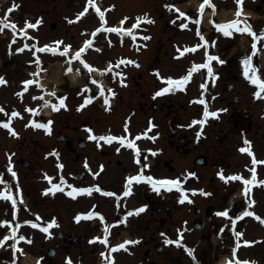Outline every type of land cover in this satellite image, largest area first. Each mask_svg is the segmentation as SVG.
I'll use <instances>...</instances> for the list:
<instances>
[{
	"label": "rangeland",
	"instance_id": "obj_1",
	"mask_svg": "<svg viewBox=\"0 0 264 264\" xmlns=\"http://www.w3.org/2000/svg\"><path fill=\"white\" fill-rule=\"evenodd\" d=\"M10 1L12 0H7L5 2V5L8 6ZM14 1L20 4L18 10L12 14L13 19L18 22V27H19V24L26 25V22L28 21H31L32 23H34L38 19H42L43 23L38 28L37 33L36 34L32 33L33 34L32 39L35 38L34 42L37 43L38 45H41L42 43L53 44V41L56 39H64L65 42L73 43L75 44L74 46L77 47L78 46L77 44L81 40L87 37V33L89 31L91 32L96 27L95 18L92 14L90 15L89 18H87L83 22L80 21V23L74 26L66 24V21H65L68 18H72L80 10H83L84 8H86V5L88 4V0H14ZM162 1L163 0H152L151 6H150V0H102V3L104 6L108 8L107 16L109 19H117L122 16L133 17L137 15H143V12L146 10L150 11L153 20L156 22L154 25H151L148 27L151 40L147 43V49H143L141 53H139L138 51L136 52L137 55L138 53L140 54V56H138L142 64V68L140 69V72L144 73L145 70L146 71L150 70L149 72L153 74L154 70L161 69L163 73H166V75L162 73L163 75H165L166 77L167 76L173 77V75L179 74L182 68L187 69L186 68L188 67L187 63L191 59L189 58V59L183 60L182 62L177 61V60L174 61V58L171 57L175 54L173 53L174 48H175V46H173V41H175V39L180 40L181 43L182 41H185V42L186 41L194 42V41H192V39L187 34L181 35V37L177 35L178 30H181V28H179L178 26L180 22H176V21L175 23L172 22L176 18V14L173 13L168 8L166 10ZM177 1L178 2L183 1L184 4H181L182 6L183 5L188 6L189 4H187V2L189 1L192 2V0H189V1L177 0ZM254 1H255L254 3L249 4V7L254 8L257 5L256 10H258V13L259 14L264 13V0H254ZM167 2H170V0H167ZM147 6H149L150 8H148ZM192 8L193 6L191 7V9ZM105 16H106V12H105ZM254 18L257 19V24H255L256 26L254 27V29L257 31L260 28L259 25L261 24L262 18L258 17L257 14L254 16ZM51 23L56 24L54 29H50ZM6 43H7V38H5V35L3 34L0 35V75L6 76L4 78L8 81V87L6 89H3L5 90V94H2L3 90L0 92V102L1 104H4L5 108L7 109L6 114L2 115L1 118L4 119L7 115L8 116L10 115L11 111H13L14 109H17V111L21 113V118L15 119L16 122H18L17 128L20 129L19 131L20 134L21 133L26 134L28 142L25 139L23 142H25L26 144H29L28 147H30L32 151L35 152V148L33 147H36V148L38 147L36 143L32 142V137L37 138L38 135H34L33 133H31V131L26 130L24 122L25 120H28L30 117H28V115L24 111L22 112L21 108L23 107L22 105L24 103L26 105V103L30 101L32 95H37L38 93L35 90V87L27 88L25 86L28 90L24 92L23 94V101L20 102L17 99L18 97L14 96L15 93H18V96L21 97L19 90L25 89L24 85H22V81L23 79L29 77V71L32 68H28L27 62H29L31 59L29 58V55L27 52L21 53V54L16 53L14 57L9 56V54H7L6 52V47H5ZM227 43L228 42H223L220 39L218 45H221L220 47H222L226 45ZM104 47H106L105 52L103 53L104 57H98V55L96 54L89 56L90 62H92V64L94 65L93 68L102 67V65L105 62L103 61L105 58H106L105 60L107 61H112L113 55H117L119 53L122 54L124 52L126 53L127 51V49L124 48V46H122L121 43L119 42L115 43L113 48H108L109 46L107 45H104ZM106 49H109V50H106ZM238 56H240V54H238L237 56L236 54L233 55L232 56L233 61H230L227 64V66L223 67L222 68L223 70H221L219 74L222 73L224 77V75L225 76L227 75V72H226L227 69L236 68L237 64H236L235 59L238 58ZM42 59L45 60L44 65H43L44 71L42 75L43 77L42 82L44 83L43 85H45L49 90H51L49 94L51 95V93L54 91L56 92V97H54V100L56 102L59 101L58 99L59 97H67L65 102H68L69 106H71L72 108H74L75 105L77 106V104L79 103V98H78V94H80L78 93L79 88L71 85V83H69L70 81H68L64 77L66 70L64 69V63H62L61 58H57L53 56H44L42 57ZM183 73H180L179 76L182 75ZM82 74H85V71L80 73V75ZM206 75L207 73H204V71L195 74L192 77L193 78L192 81L187 85L185 92H182L183 95L180 93L179 101L184 105L183 110L178 109L180 113V117L188 118L193 115V116H198V118H201L203 110L201 107H200L201 109L196 107V105L193 104V102H199V100L202 99V96H204L206 99L211 97V94L209 93V92H212L211 88H209V90L204 89L201 91L198 89L199 83H202L201 79H204ZM151 80H152L151 77L145 75V81L140 83L139 87H138L139 83L136 84L133 81V86L131 90L130 89H127V91L121 90V96L123 97L118 99L115 104L116 105L115 107L116 115L119 117L117 123L118 122L119 123L114 124V127L116 128L114 132L121 133L122 127H123L122 125L124 124L125 121H128V123L131 125V127L134 130H140L142 128L141 123L143 120H145L146 115L143 114V111L140 108L141 107L146 108L149 105L147 104L146 106L145 102L147 101L151 92L157 87L156 85H155L156 87H153ZM227 80L228 79L224 80L223 78L219 80L221 83L218 82V88L216 92L221 91V96H226L227 99H231L233 94L226 92V88H225V86L228 84ZM211 82L213 83V79L211 80ZM240 84H241L240 82L236 83V85L238 86ZM135 86H137V88H134ZM180 92H181V89H180ZM235 93H238L237 89L235 90ZM241 93L242 91L240 89V92L238 94L241 96ZM47 98L51 99L50 97H47ZM218 104L220 107H225V102H221V103L217 102V104L215 103L214 105L218 106ZM96 109L97 108H94V109L90 108L91 111L93 110L92 116L95 117L97 114V118L102 120L100 112L98 111V109L97 110ZM63 110L64 109H60L59 111L56 110L59 112L56 117L61 118L60 119L61 121H62V118L70 117L71 115L70 113H67V111H63ZM198 110H199V113H197ZM147 114H151L152 117H154L158 121H159V118H161L162 121H165V113H159L157 111L155 112L149 109ZM83 115H85L84 112L81 115L79 113L78 115L74 114V121L78 123L79 120H75V118H77L78 116L83 117ZM122 120H123V124H121ZM120 124L121 126L119 127ZM105 128L106 127H103L102 124H99L98 129L96 131L100 132V131H103ZM38 140H44V139L39 137ZM260 144H261L260 153H263V155L262 154L261 155L264 158V140L260 141ZM12 149H18V153L17 151H15V155L17 158L18 157L27 158L28 156H30L33 164L36 165V167L34 168L31 166L28 170L20 169L21 173L22 172L23 173L20 174L19 179L21 180L23 178V181H24L23 182L21 180V182L25 183L24 177L31 180L30 177L34 176L33 173L39 172L41 168L37 169V164H39V162H42L41 160H43L42 163L44 164L42 166L50 170L49 168L50 162L46 164L47 161H44V159L47 160V158L42 159L41 157V155H43L45 151L41 150L38 155L32 153L31 155L27 156V154L25 153L26 148L24 146H21V147L20 145L18 146V142H14L10 139H7L4 133H0V157L3 156L4 150H7L9 152ZM65 158H67L66 155H65ZM115 159L116 157H114V160ZM1 160L4 161V157L0 158V162H2ZM37 160L39 161L38 163L35 162ZM40 173H42V171ZM176 174H171V175L167 174V176L171 178H176V176H174ZM171 193L172 195L175 194L173 191ZM141 194H142V191L139 189L138 196L140 197ZM167 196H170V195H167ZM176 196L179 197L178 195ZM223 199H221L220 201L218 199L215 200V203L213 204L216 206V208L221 207L219 206V203L223 202ZM157 200L158 201L154 202V199H153L152 204L155 205V204L162 203V205H167L168 203L167 201H169L166 199L165 200L157 199ZM135 201H136L135 197H133V202L130 201V203L134 204ZM141 201L142 199L140 198V200L137 203H140ZM170 203L172 205L173 202L170 201ZM259 208L264 209V206L261 204L259 205ZM58 215H63V213L58 212ZM180 216L174 219L175 221H178L177 224H179V222L181 221V219L183 220V218H187L190 221L193 219V217L197 219L195 215H193L192 218H190L189 216H183L182 218ZM81 227L83 228V226ZM188 227H190V225ZM129 228L135 229L131 227V225ZM153 230H156L155 226L153 227ZM207 230L209 231L211 230V228L208 227ZM129 231L127 234L124 233V235H128L130 233ZM93 232L94 231H90L89 229L84 228V229H81V231L79 230L78 233L91 236ZM108 240L111 242H114V238L112 237L108 238ZM204 247L205 246H202V245L200 246V251H199L200 253H204V251H208V250H210L211 252L214 251V246L211 245L210 243H208V245L205 248ZM231 247L228 249V251H230ZM217 248L219 249L218 252H222L221 246L220 247L218 246ZM144 249L145 247L144 245H142V246H139L134 252L135 253L134 256L137 255L139 257V261H137V259H135L134 261V259L127 257L124 259V261L121 259V261L118 264H142L144 262L143 261ZM95 251L96 250L94 248L87 249L86 251H82L83 256H84L83 260L85 261L86 264H95V262L97 261V255H95ZM90 252H92L94 256L92 257L89 256L88 254ZM170 252L172 254L174 253L172 251ZM169 254H170L169 252H166L164 255L167 257ZM134 256L133 257L130 256V257L134 258ZM202 258L205 261L204 264H207L206 262L207 260L205 259V257L202 256ZM169 261L170 260H166L165 264ZM184 261L179 260L181 264L190 263V262L186 263ZM173 263L175 262H172L170 264H173Z\"/></svg>",
	"mask_w": 264,
	"mask_h": 264
},
{
	"label": "snow or ice",
	"instance_id": "obj_2",
	"mask_svg": "<svg viewBox=\"0 0 264 264\" xmlns=\"http://www.w3.org/2000/svg\"><path fill=\"white\" fill-rule=\"evenodd\" d=\"M236 3L239 5V8L235 14L234 19H232L230 21H226V22H221V23H216L215 21H213V23L215 24L216 29L219 32L223 33L224 36H233L234 33H245V32H247V33L251 34V36L254 38V43L252 44V54L247 55L243 58L242 65H243V75L245 76V78H247L252 85H256L258 87V90L254 93V95L256 96V98L259 99V98H262V94H264V78H262L261 75L259 74L260 69L254 63L253 58L256 56L258 50H264V49L258 48V45H260V42L262 40H264V30H261L260 33L257 34V32L253 29L251 23H249V21L247 20V14L244 12V7H243L244 0H236ZM88 4L90 7H93V6L95 7V11L97 13H99L100 19L104 22V24H107V20L105 19V12L101 11L100 7L95 4V0H88ZM206 5L211 6L212 11H213V15H215L216 5L214 3H212V0H203V3L201 4L200 9H199L200 19L193 20V18L191 16H189L188 20L194 22L196 25H199L203 19V15H204ZM165 6L167 8H169V10H171L172 8L175 7V5H172V4H168ZM15 7H17V5L14 4L13 8H15ZM9 11H11V9ZM87 11H88V8H85L82 12H80L77 16V20L80 17L84 16ZM176 11L179 12L180 9L176 8ZM185 15H186V13L181 12L182 17ZM242 17H243V19H242ZM128 19H129V17H124V19L121 20V22H120V24H121L120 27H110L107 29V31L119 33L121 36H123L125 33H127L128 35L132 36L133 39H135V33L133 32L134 28H139L141 26V23L144 21H146L148 23H154V20L148 19V17L145 15L142 17H140V16L136 17L135 23H133L131 27H127V28L122 27ZM41 22H42V19H38L35 23L28 21V22H26V28H18V26L15 23H11V22L10 23H4V21L2 19H0V25H3V27H10L14 31H18V33H22L25 37H27L29 35L28 31L26 30L27 28H36L37 25L40 24ZM172 22L175 23V20ZM180 27L187 29L189 27V24L188 23H181ZM100 30H101L100 28H97L96 32H99ZM0 31H2V28H0ZM96 32L92 33L93 38H95ZM196 34L198 36H200L201 40H203V44L197 43L191 49H184L183 51H189L190 50L192 52H195L198 48L205 47V46L209 45V41L203 37L199 28L196 29ZM33 39H35V38H33ZM144 39L147 40V39H150V37L144 36ZM13 42H15V40H13ZM63 43H64L63 41H56V42H54V45H44L43 48H38V51H50L53 54L60 53L62 55L67 56L70 61L71 60L82 61L84 66L89 71L93 70V65L88 63L86 60H83V57L81 55L82 53H84L88 49L89 45L92 44V40L86 41L85 45L75 52L74 56L70 54V50L72 48L71 45H66L63 47V49L57 47L58 45H61ZM212 44L214 45L215 41H213ZM29 47H30L29 44H24V46L17 49V51L23 52L25 50V48H29ZM181 54H183V52ZM213 61H218L220 64L225 63V61L223 59H221L218 55H213L211 53H208L206 56V62L195 64V66L193 68H191L187 72V74L181 78L161 76L160 79L162 81H166L167 86L161 88L159 91H157L155 93V95L159 96V95L168 93L170 91H174L176 89H184L186 84L191 80L193 73L199 69H206L207 70V76L209 78L218 79V74H216L214 72V69H213ZM35 63H37V64L40 63L39 56H37ZM120 63L125 64L126 61L124 59H121ZM127 63H131L133 65L138 66V64L135 60L127 61ZM68 71L69 72L72 71L71 67L68 68ZM97 71H99V69H97ZM34 75H38V73H36ZM117 75L123 76L124 74L123 73H117ZM157 75H159L158 70H157ZM120 82L123 84L125 81L123 79H121ZM7 83H8V81L4 77H0V84H7ZM23 83H25L26 85L40 84V82L38 80H35V79H29L27 81H24ZM40 87L43 88L44 86L42 84H40ZM201 87L206 90L208 85L206 83H204L201 85ZM27 90H28L27 88L24 89V91H27ZM100 94L104 95L103 86H101V88H100ZM20 95H21V97L23 96L22 93H20ZM51 95L53 97H56V92L53 91L51 93ZM112 95H115V93L113 92ZM66 98L67 97H59L58 98L59 99L58 104H54L51 101H46L45 104L40 105L37 108H33V107L29 106L26 109V111L35 114L38 111L42 110L43 107H47L49 105L54 110H59L61 107H67V105L65 104ZM33 99H43V97H33ZM93 99H94V97L89 95L85 99L84 105H87ZM213 99H214V97H213ZM199 102L201 104L205 105L204 112H203V119L199 121V123H201V124L205 123L209 117H218L220 111H226V109H220L218 111H210L208 106H207V101L205 99H200ZM105 103L106 104L110 103L108 97H105ZM84 105H82L81 107H83ZM0 112H4V108L2 106H0ZM11 116L12 117H21V113L19 111H13L11 113ZM51 123H52V121H48L47 123H42V122H38L35 119H33L31 121V124L34 125L36 128L47 129V131L49 133H51V131H52V129L50 127ZM0 124H2V126L5 129H10L11 134L19 136V133L16 131V129L12 127L11 120H8L7 122L0 121ZM126 128H127V126H126ZM88 131L90 133H92L93 129L88 128ZM149 131H150V129H149ZM201 132H202V129H201ZM141 135H145V134H141ZM140 138H141L140 136H137L135 139L138 140ZM90 139L97 140V141H107L108 143H112L113 141L118 140V141H120V143L122 145L126 144L128 148L134 149L135 153H136V157H137V163L140 162V160H139L140 149H139L138 145L133 141V139L127 138L125 135L116 136V135H112V134H107V135L97 136L96 134H93L90 136ZM153 139H154V137H153ZM251 143H252L251 141H248L247 139H245V145L246 146L241 147L240 151L244 152V153H249L252 155V157H253L252 164L253 165L264 164V161L258 160L255 157V153L253 152V150L251 148ZM117 150L119 151V149H117ZM149 151H152V150L149 149ZM153 154H155V153H153ZM58 155L59 154L57 153V156ZM9 163L11 165V157H9ZM144 167H150V165H144ZM144 167H142L141 170L136 175H130L127 177L124 195L127 196V195L131 194L132 185L134 182H147L148 184L151 185L153 190H156V191H159L161 188H167L168 190H172L173 188L178 189L183 194L180 198V203H184L185 201L189 200V196L187 194L189 190L185 189L182 186V180L180 178H156L152 175H146L144 173ZM59 168L62 170L64 168V165L62 163L59 164ZM8 171L11 172L13 177L16 176V173L12 167H9ZM250 171L252 172V176H251L250 180L246 179L241 174H236V175H232V176H225L223 171H221L219 173V175L225 181H229V180H241V181H243V183L245 185L244 191L247 194V192L249 191V185H255L257 183L264 185V180H258L257 179V169L255 167H252L250 169ZM188 175L194 176L195 173L189 172ZM46 178L50 182L53 181V179H54V177L47 176V175H46ZM5 183H6V181L4 180L3 174H0V184H5ZM62 184H67V181L64 179L63 175L60 176V183H53L52 187L50 189L45 190V194H48V192H52L54 195L55 191L59 190L61 188ZM69 187H71V190L67 192V195L72 196V197H75L77 194L91 195L93 192V188H91V187H76L73 185H69ZM96 190L103 192V189H100L99 186L96 187ZM191 191L193 193H195L196 191L203 192V190H197V189H191ZM104 194L107 196H116L117 195L115 192H104ZM204 194L209 195V193H204ZM0 199L4 200L6 202L11 201V204L13 206H15L17 204V198L12 193L10 183H8V185L4 188L3 191H0ZM20 199L21 200L23 199L22 194L20 196ZM254 202H255L254 200L251 201V203H254ZM250 207H251V204L249 205V208ZM146 208H147V205H144L139 209L132 210V211L127 213V216H131L133 214H139V212H143ZM217 215L231 219L233 225L239 219H242L243 217L249 216V215L255 216L257 220L262 219L254 211H250L247 209L235 217L230 216V210L219 211L217 213ZM37 216H38V214H37ZM82 216H86L89 219L96 217V216H99L101 220L105 219L101 213H99L95 210L90 211L88 213H82V214L78 215L76 217L77 221H79ZM127 216L125 217V220L127 219ZM40 219H42V218H40ZM11 223L12 222L9 219H3L2 221H0V225H3V226H8ZM23 223L31 225L33 228L42 229V231L45 233H48L49 236L52 235V233L50 232V228L53 226H58L56 224L55 219L51 220L48 223L47 227H43L40 223H36L33 220H25V221H23ZM19 227H20V224L17 223L14 227L11 228V235L5 236V237H3L2 240H0V247L4 246V244H6L9 239H12L13 241H15V243L13 245H11L13 247L14 251L23 252V249L19 247V241H27V243H29V244L32 243V240L28 239L25 235H17V233L19 231ZM109 227H110V225L105 223L106 234L103 236V238H101L100 236L95 237V240H100L102 243L107 245L109 243L108 235H110V233L107 232V229ZM233 234L238 236V237L243 235V233L236 232L234 227H233ZM183 238H184L183 237V231H180L179 232V239L174 240V239L168 238L166 240V243H168L169 245L175 244L177 246H180L182 244ZM137 242L138 241L128 240V241H125L124 243H121V244L115 246V248H113L111 250L115 251L116 248L124 249L127 244H132V243H137ZM243 243L244 244H251L254 242L245 240ZM239 246L240 245H239V241H238L236 248H234V255H235V252L238 251ZM188 251H189V253L194 252V250L190 249V248L188 249ZM101 255L103 256L105 254L101 253ZM106 260H107V257H106ZM14 264H15V262H14ZM68 264H72L71 258H69ZM227 264H255V262H250L248 260H239V259H236L235 261H233L232 259H229L227 261Z\"/></svg>",
	"mask_w": 264,
	"mask_h": 264
},
{
	"label": "flooded vegetation",
	"instance_id": "obj_3",
	"mask_svg": "<svg viewBox=\"0 0 264 264\" xmlns=\"http://www.w3.org/2000/svg\"><path fill=\"white\" fill-rule=\"evenodd\" d=\"M147 101L150 102V98L147 99ZM145 102L146 105L148 102ZM143 108V107H141ZM222 120V119H220ZM225 121L224 126H228V130L232 131L234 129L231 119H223ZM195 119L188 120L186 124L179 123V120L177 118L170 119L169 121H166L164 129L157 132L158 137L156 138L155 148L151 149L152 151L146 150L141 151L139 160L140 162L137 163V157H123L119 158L117 157L114 160V157L117 156V152L111 151L108 155H106V151L99 150L98 156L102 157L100 160V163H98L97 166H93L92 164L95 163V159L91 157L93 155V149L96 150L93 145V140L88 139L87 141H84L82 138H75L73 135L65 136V142H59L62 143L61 145H64V149L62 151L61 156H67L71 159L72 162H68L67 169H76V166H74L75 163L78 161H81V170L88 173L92 172L95 175L100 174V176L110 177V181L108 184L101 187V189L104 190V192H115L119 193L120 191V183L118 181V178L121 177V171L125 168H130L134 166L138 170H141L144 165H147V161L154 162L155 167H162L164 170L168 172H173L175 169L174 167L180 169L181 171H189L191 173L198 172V168L202 169H208L209 166V153H199L198 155H195V153L199 150V145L195 144V135L192 132V129H183L184 126L192 124ZM222 121H220L218 124L214 123L215 125L221 126L220 124ZM151 131L150 124H146L145 130ZM220 132L224 131L223 128L219 129ZM55 137V136H54ZM215 137L218 138V135L215 134ZM226 134H224L220 138V142L223 143L225 141ZM57 138V137H55ZM32 142L36 143V139L32 138ZM48 144L51 146H55V140L49 139ZM68 143V144H67ZM38 148H44L43 145L37 144ZM35 152L32 151V149H27L26 154L31 155L39 154L40 150L36 147ZM77 150H82V152L75 153ZM97 151V150H96ZM209 152L210 149H207ZM155 153V154H153ZM51 156L58 159L61 156H57V152H52ZM109 157H113V160ZM19 163L26 164L27 168L29 169L31 166L34 168L35 164L31 163L29 160H17ZM105 161V162H104ZM36 162V161H35ZM96 164V163H95ZM32 168V169H33ZM90 169V170H89ZM94 169V170H93ZM147 169V167H144V171ZM192 179H195V175L192 176ZM104 193H102L103 195ZM114 196H107L105 197L104 201H110L113 199ZM144 205H147V208L144 210V214L142 216L135 217L136 214H133L131 216H127V213L135 210V209H127L126 211L122 213H116L113 218V223H116V225H120L115 230V233H119L123 230L134 232L132 228H129V223L131 225H135L136 220H143V230L144 233H148L146 236H148V239L146 240V244L148 246H154L157 247V245L153 244L155 241V238L163 236V231L161 230V227L166 222L164 216L162 215V204H155L153 205L151 202L150 197L144 198ZM28 203L30 204V198H28ZM196 212H199L195 210ZM164 212L170 213L169 208H164ZM103 217H105L104 213H101ZM127 216V222H125V217ZM12 224V223H11ZM110 225V224H109ZM43 227H47V225H42ZM156 227V230H153V227ZM62 237L65 239L68 237L67 230H61ZM111 230L109 231V233ZM170 231H165L166 235H168ZM72 234V233H68ZM56 232H53V238L56 237ZM69 245L67 242L64 243L63 247H68Z\"/></svg>",
	"mask_w": 264,
	"mask_h": 264
},
{
	"label": "bare ground",
	"instance_id": "obj_4",
	"mask_svg": "<svg viewBox=\"0 0 264 264\" xmlns=\"http://www.w3.org/2000/svg\"><path fill=\"white\" fill-rule=\"evenodd\" d=\"M67 77L70 79V81L73 83V84H78L80 82V76L78 75V73H75V70L74 71H71V72H68L67 73ZM224 261L221 260L219 262V264H222Z\"/></svg>",
	"mask_w": 264,
	"mask_h": 264
}]
</instances>
